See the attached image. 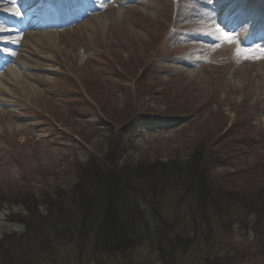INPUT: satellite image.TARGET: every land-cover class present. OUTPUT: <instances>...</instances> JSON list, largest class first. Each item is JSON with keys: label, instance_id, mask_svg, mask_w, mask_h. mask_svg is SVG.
<instances>
[{"label": "rangeland", "instance_id": "obj_1", "mask_svg": "<svg viewBox=\"0 0 264 264\" xmlns=\"http://www.w3.org/2000/svg\"><path fill=\"white\" fill-rule=\"evenodd\" d=\"M16 1L0 0V193L69 187L110 136L135 126L125 160L181 163L197 150L213 189L240 208L208 212L200 250L182 231L198 222L193 195L147 203L148 223L179 237L168 264H264V0H26L49 16L37 39L4 18ZM25 212L0 203L4 244L26 231ZM134 257L126 264H164L149 244Z\"/></svg>", "mask_w": 264, "mask_h": 264}, {"label": "trees", "instance_id": "obj_2", "mask_svg": "<svg viewBox=\"0 0 264 264\" xmlns=\"http://www.w3.org/2000/svg\"><path fill=\"white\" fill-rule=\"evenodd\" d=\"M141 80L147 85V95L157 93L145 73ZM134 132L135 126H125L121 136H110L103 156L91 155L69 187L57 185L40 195L19 190L15 194L0 193V203H17L26 211V217L19 220L26 229L22 237L9 235L5 244L0 239V264H126L136 260L134 253L144 244L158 251L164 264H168V258L176 260L174 255H168L181 250L179 237H170V223L160 227L155 216L153 226L148 223L144 208L147 203L151 201L154 208L158 207L173 189L193 195L195 213L191 216L198 222L182 226L185 235L194 239H186L188 249L196 245L203 249L204 224L210 210L220 215L224 210L233 216L240 211L237 205L227 203L226 195L213 189L197 150L181 163L125 160L127 147L122 140ZM187 229H191V235ZM53 246L61 247V251ZM48 248L53 249L56 258L47 253ZM215 256L213 261L217 260ZM199 262L209 264L208 260Z\"/></svg>", "mask_w": 264, "mask_h": 264}, {"label": "bare ground", "instance_id": "obj_3", "mask_svg": "<svg viewBox=\"0 0 264 264\" xmlns=\"http://www.w3.org/2000/svg\"><path fill=\"white\" fill-rule=\"evenodd\" d=\"M87 2L89 1L85 0V3ZM28 3L29 2H26V0H17V4H19V6L18 7L13 6V7L6 9L7 15L4 16V18L9 19L13 21L17 26L22 27L25 37L37 39L42 35L41 29L45 28V25H47L49 16L47 15L46 10H44L43 8L37 9L32 6H26V4ZM17 12L21 13V15L15 14ZM225 13H226V9L223 8V10H221V18L225 16ZM45 32H48V31H45ZM8 59L9 58H6L7 61ZM0 61H1V58H0ZM7 61L1 62L0 65L6 64ZM10 70L16 71L18 70V68L16 66H12V67H9L8 71Z\"/></svg>", "mask_w": 264, "mask_h": 264}, {"label": "snow or ice", "instance_id": "obj_4", "mask_svg": "<svg viewBox=\"0 0 264 264\" xmlns=\"http://www.w3.org/2000/svg\"><path fill=\"white\" fill-rule=\"evenodd\" d=\"M17 15H19V13H15ZM0 31H5V29H3L2 27H0ZM224 36L226 39H228L229 41L232 39V37L228 34V33H224Z\"/></svg>", "mask_w": 264, "mask_h": 264}]
</instances>
